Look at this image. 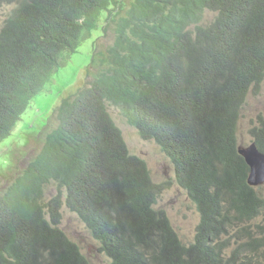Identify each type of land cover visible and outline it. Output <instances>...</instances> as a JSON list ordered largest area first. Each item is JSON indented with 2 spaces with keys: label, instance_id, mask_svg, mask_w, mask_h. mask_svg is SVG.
<instances>
[{
  "label": "trees",
  "instance_id": "16d2710c",
  "mask_svg": "<svg viewBox=\"0 0 264 264\" xmlns=\"http://www.w3.org/2000/svg\"><path fill=\"white\" fill-rule=\"evenodd\" d=\"M2 5L12 8L0 25V144L52 72L100 25L98 37L109 27L115 40L100 50L94 44L90 85L62 101L57 128L0 199V264H72L80 258L77 246L53 228L62 193L104 244L114 224L141 231L156 220L151 204L162 185L129 151L108 103L173 161L179 185L201 212L198 245L204 233L239 225L234 220L247 223L264 211L235 150L239 109L264 78V0H0ZM206 9L215 12L212 22L187 29ZM49 181L57 182L58 194L44 202ZM161 226L173 232L166 219ZM249 228L242 230L251 235ZM121 237L112 243L116 256L127 250ZM184 248L176 236L175 253H187Z\"/></svg>",
  "mask_w": 264,
  "mask_h": 264
},
{
  "label": "rangeland",
  "instance_id": "374dc122",
  "mask_svg": "<svg viewBox=\"0 0 264 264\" xmlns=\"http://www.w3.org/2000/svg\"><path fill=\"white\" fill-rule=\"evenodd\" d=\"M10 11L11 6H0V25ZM214 17L215 12L205 10L202 25L210 23ZM100 28L101 25L97 31L80 44L76 52L71 54L66 64L54 73L52 82L32 100L12 134L0 144V147L7 148L6 152H3L4 149L0 151V169H2L0 170V196L7 193L13 183L12 180L21 175L29 162L35 159L49 132L58 126L59 120L55 116V112L46 123L58 101L69 94H74L81 83L85 85L93 79L84 70H87L90 63L94 44L98 42V49H105L115 40V32L112 29L113 33L109 27L107 34L97 39ZM108 111L121 129L129 151L146 161L152 181L163 186V192L158 197L155 207L166 210L181 241L185 244L191 243L199 221V214L195 204L187 196L186 190L178 185L173 164L160 149L158 143L152 139L142 138L119 107L108 104ZM258 114L264 115V79L257 90L252 89L248 93L242 107L238 125L240 145L244 146L250 141L249 129ZM9 140H13L11 147L8 145ZM259 187V191L264 194V186ZM56 192L55 187L51 186L47 191L46 199ZM63 211L62 229L71 240L82 247L90 258L88 259L90 264H108L107 260L99 253L98 243L94 242L88 227L74 213L67 209ZM254 221L256 223L263 222V215L260 213Z\"/></svg>",
  "mask_w": 264,
  "mask_h": 264
},
{
  "label": "clouds",
  "instance_id": "9594fccd",
  "mask_svg": "<svg viewBox=\"0 0 264 264\" xmlns=\"http://www.w3.org/2000/svg\"><path fill=\"white\" fill-rule=\"evenodd\" d=\"M202 20H203V16L197 24L188 25L187 29L193 30L195 25L206 26L209 24L207 23L205 25H202ZM99 38L100 37H98L97 39ZM96 46H98V42L96 43ZM133 61H135L136 64H139L140 62H142L138 56L134 57ZM64 65L58 66L52 72V74L54 75V73L60 67ZM84 72H88V69L84 70ZM52 80H53V76L52 78H50V80L44 85V87L41 90H43L49 83H51ZM91 81L85 85H82L81 83V85L78 87L77 91L74 94L72 95L69 94L68 96L61 98L56 104V106L54 107V109L52 110V112L50 113V115L48 116L46 123L49 121L50 117L54 114V112H55V116H57V119H58V107L61 106L62 101L67 100V99H70V101L74 100L80 93H82L84 87H87L90 85ZM251 90L252 89H250V91ZM41 92L39 91L38 95H40ZM244 103L241 105L239 109V114H238V118H237L236 125H235V150H236V154L242 159V161L244 162L246 166V175H245L246 183L250 187L253 188V190L255 191V194L262 202L263 209H264V194H262L259 191V188H260L259 186H264V130H261L262 121H264V115L258 114L257 116H255V118L253 119V125L249 129L250 141L244 146L240 145L238 142V132H239L238 125L240 124V119H241L240 113H241ZM28 106H26V108L24 109V113L26 112ZM107 109H108V106H107ZM20 119L18 120V122L20 121ZM16 125L13 128L12 132L16 128ZM145 139L149 140L147 138ZM8 145L13 146V140H11ZM2 149H4L3 152L7 151V148L0 147V151ZM160 149L166 154V152L161 148V146H160ZM37 156L35 157V159L37 158ZM167 157L169 158L170 162L173 164L174 171L176 174V168H175L173 161L168 155ZM32 161H30L29 164ZM26 170H28V166L23 171V173L19 176H16V178L13 179L12 182L14 183L15 180H17L19 177H21L26 172ZM251 180H253L254 183L251 182ZM176 181H177V177H176ZM51 186H54L55 189L58 190L56 181L46 182L43 187L44 196H45L43 198L44 202L50 201L53 197H55L58 194V191H57L55 194L51 195L49 198L46 199L47 191L50 189ZM180 187L186 190L187 196L190 199L187 188L182 187V186ZM162 192H163V186L161 187L160 191L155 194V197H154L155 201L151 204V209H153L154 211L158 213L156 220L152 218L151 221H148L145 224L144 229L141 231H139L136 227H133L132 231H129L128 229H121V228H118L114 224V227L110 231V238H109L108 244H104L103 241L93 233L91 227L87 223L88 219L85 216L80 217L78 214H76L75 212L69 209V207L65 203V193H62L61 195L62 203L59 208L61 217L59 218L58 222L54 223L53 228L62 232L63 235L66 236L69 242L77 246L80 258L78 260L74 259L72 264H90L88 260L90 258L84 252L82 247L79 246L75 241L71 240L68 237V235L65 233V231L62 229L61 222H62V215H63L64 209H67L70 212L77 215V217L88 227L91 233V236L94 239V242L98 243L97 249L99 253L107 260L108 264H264V221L259 222V223H256L254 221L255 218L260 213L264 217V211H259L247 223L246 222L240 223V221L234 220V223L239 224V225L229 227L226 230H221L218 233H211V234L204 233L203 238L205 239L201 240L200 244L198 245V243H196L195 237L198 233H201L199 226L201 223L202 216H201L200 209L198 208L196 202H193L190 199L196 206L197 212L199 214V221L195 227L193 241L189 244H185L181 241L179 234L174 230V227L171 224V221L169 219V216L166 210L155 207L158 197L160 196ZM5 194L3 193L0 196V199ZM23 194H24L23 198L27 200L26 193L24 192ZM164 219H166V221L169 222L170 226L172 227L173 232L161 226L164 223ZM246 225L250 226L249 229L252 232L251 235H247V233L244 230H242V227ZM122 235L124 236L121 237ZM176 236H177V239L180 241V243L183 246H185L184 249L188 250L187 253H181L180 255H177L175 253ZM118 237H121L125 241L126 247H127L126 253H124L121 256H116L114 254V250L112 247V243ZM58 263L64 264L62 259H58Z\"/></svg>",
  "mask_w": 264,
  "mask_h": 264
},
{
  "label": "water",
  "instance_id": "95a60500",
  "mask_svg": "<svg viewBox=\"0 0 264 264\" xmlns=\"http://www.w3.org/2000/svg\"><path fill=\"white\" fill-rule=\"evenodd\" d=\"M251 182H253V183H254V181H253V180H251Z\"/></svg>",
  "mask_w": 264,
  "mask_h": 264
}]
</instances>
